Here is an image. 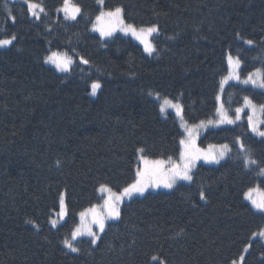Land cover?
<instances>
[{
  "label": "trees",
  "instance_id": "obj_1",
  "mask_svg": "<svg viewBox=\"0 0 264 264\" xmlns=\"http://www.w3.org/2000/svg\"><path fill=\"white\" fill-rule=\"evenodd\" d=\"M31 2L43 7L39 18L25 2L0 0V39L15 36L0 49V264H264V212L245 199L254 187L264 193V139L245 117L196 142L201 152L229 145L226 159L199 163L169 191L125 197L96 243L78 238L76 252L63 243L81 212H106L101 185L118 194L135 183L141 155L180 156L176 116L153 96L180 103L194 125L216 117L227 54L242 77L264 73V0H72L75 20L60 10L64 0ZM117 7L126 23L158 28L152 54L128 36L92 31L102 9ZM53 52L72 57L67 72L46 64ZM245 97L264 105V89L227 84V114ZM61 194L65 215L55 220Z\"/></svg>",
  "mask_w": 264,
  "mask_h": 264
},
{
  "label": "snow or ice",
  "instance_id": "obj_2",
  "mask_svg": "<svg viewBox=\"0 0 264 264\" xmlns=\"http://www.w3.org/2000/svg\"><path fill=\"white\" fill-rule=\"evenodd\" d=\"M25 3L27 4L28 11L36 18H39V13L44 11L43 7H41L39 4L32 3L31 0H25ZM36 9H39V12H37ZM62 10L65 13V18L72 20H75L77 14H79L81 11L78 6L71 4V0H64V6ZM105 16L109 18L111 27L108 30L101 28L100 32L102 36H111L113 31H115L116 27H119L121 31H124L126 33L130 32L133 36L139 39L141 43L144 44L146 52L151 54L154 51V47L152 46L151 42L147 39V37L151 36V34L158 31V28L156 26L140 28L139 30H137L134 25H125L122 18V9L119 7L107 13L101 12L100 15L97 16V21H100ZM12 19L14 21L15 17H12ZM14 40V35L10 39H0V47L11 45ZM246 43L251 44L252 41L249 40L246 41ZM47 60L48 62L55 64L56 68L60 71H68L70 65L73 63L72 57L68 56L67 54H64L63 57H60L58 54L53 53L52 56L47 57ZM228 61L230 66L233 63L238 66L240 63L238 57L234 61L231 55H229ZM83 62L88 63V61L86 60ZM255 75L259 77V80L253 79V74L250 73L248 78L245 79L243 83H252L260 88H264V73H262L260 69H257ZM236 79H239V76H236ZM91 87L92 94L95 95L96 90L100 87V84L97 82H93ZM244 99L246 106L250 107L254 113L256 110V106L252 104L251 100L248 97H245ZM164 104H171V102L166 99L164 101ZM171 106L177 108V110L179 111L180 106L178 104H172ZM164 110V105H161V111L163 112ZM260 110L262 113H264V105L260 106ZM220 111L222 119L219 121V123H235V120L229 118L226 112L223 111V105H221ZM242 111V108L236 109V120L240 119V113ZM201 124H203V122H201ZM248 125L254 132H257L258 135L264 137V131L258 130L257 125L253 120V116L251 115L248 117ZM192 137V131L188 130V138L182 139L180 141V144L183 146V150L180 153V160L182 161V163L173 164L170 169H165L163 167L165 163L163 160H150L146 156L141 155L139 157V160L143 163V168L137 169V179L135 183L128 185L122 190V192L118 194L114 193L112 189L107 187L106 185H101L100 191L107 192L109 194L107 199H105L104 201V208L106 209V212L98 213L95 210V207L87 209L85 212H81L80 217L82 224L72 232V240H75L79 236L88 235L93 238L91 242L93 244L96 243L98 236L97 233L92 230L91 225L95 224L98 226L101 232L104 231L105 220L119 218L121 211L119 205L123 202V199L125 197L131 198L136 193L143 194L149 187L163 186L165 188H172L173 185L177 182V180L190 181L192 179V176L190 175L191 169L195 166V161L201 158L200 150L196 148L195 141ZM241 147H243V145H241ZM139 151L143 152V149H140ZM227 151H229L228 145H223L222 150L219 152L218 155L204 154L203 158L205 160L218 163L219 159L222 158ZM251 163H255V161H251ZM261 171L264 172V169H262ZM252 191L253 190L250 189L249 194L246 195L251 200L253 206L256 209L260 210L261 212H264V196H262V198L259 200L252 199L250 195ZM200 198H205V194L203 191L200 192ZM65 208L66 206L64 201V195L61 194V217L65 215ZM88 213H91V221L88 224H84L83 221ZM52 223L55 226L56 221H52ZM260 235L264 236V231H262ZM63 243L65 247H67L71 251H78V249L73 245L71 240L65 239ZM153 259L155 260L157 259V257H153ZM161 264H165V262L162 261ZM233 264H235V262H233Z\"/></svg>",
  "mask_w": 264,
  "mask_h": 264
},
{
  "label": "rangeland",
  "instance_id": "obj_3",
  "mask_svg": "<svg viewBox=\"0 0 264 264\" xmlns=\"http://www.w3.org/2000/svg\"><path fill=\"white\" fill-rule=\"evenodd\" d=\"M10 1H21V2H25V0H10ZM35 4H36V3H35ZM71 4H73L72 0H71ZM100 5H102V2H100ZM63 6H64V5H63ZM63 6H62V8H60V10L62 11L63 15L65 16V13H64L63 10H62V9H63ZM36 11L39 12V9H36ZM111 11H113V10H111ZM101 12H105V13H107V12H109V10L102 9ZM101 12H100V13H101ZM40 13H41V12H40ZM40 13H39V14H40ZM100 13H99V15H100ZM30 14H31V13H30ZM79 14H80V13H79ZM79 14H77V16H78ZM31 15H32V14H31ZM99 15H98V16H99ZM32 16H33V15H32ZM77 16H76V18H77ZM33 17H34V16H33ZM122 18H123V15H122ZM70 20H72V19H70ZM123 21H124V18H123ZM124 24H125V25H128V23H126L125 21H124ZM131 25H132V24H131ZM110 27H111V24H110V21H109V18H108V17L105 16V17L102 18L100 21H97V17H96L95 20H94V23H93V25H92V31H93L94 33H96L97 35H99L101 38H105V39H106V38H109V37H111V36H113V35H115V34H122V35L128 36V37L132 38L134 41H136L139 45H141L142 48H143L144 51H145V46H144L143 43H141V41H140L139 39H137L135 36H133L130 32H127V33H126V32H124V31H121L119 27H116L115 31H113V33H112L111 36H102V35H101V32H100V29L103 28V29H105V30H108ZM136 28H137V27H136ZM139 29H140V28H137V30H139ZM153 34H154V33H153ZM153 34H151V36L147 37V39L151 42L152 46L154 47V51H155V46H154V43H153V40H152V35H153ZM8 46H9V45H8ZM8 46L0 47V49L6 48V47H8ZM154 51H153V52H154ZM145 52H146V51H145ZM153 52H152V53H153ZM53 53L58 54L60 57H63V55L66 54V53H64V52H53ZM53 53L49 54L47 57L52 56ZM146 53L149 54L148 52H146ZM152 53H151V54H152ZM67 55H68V54H67ZM229 55H231V54H227V56H226V59H227V66H228V73H227V74L221 79L220 91H219V93H218V95H217V105H218V106H217V112H216L217 114H216V117H215L214 119H209V120H206V121H202L203 124H201V122H199V123H197V124L191 125V124H189V123H187V122L185 121V119H184V117H183V114H182V106H181L180 103H178V102H174V101H171V100L168 99V98H159V97L153 96V98L159 102L160 111H161V105H164V109H165V110H164L163 112L161 111V113H162L164 116H165L168 112H172V113L176 116V119H177V121H178L179 127H180V129H181V131H182V133H183V137H182V139H187V138H188V130H191V131H192V133H193V137H192V138H193L194 141H195V146H196V142H197V140H198L201 136H203V135L205 134L206 131H208V130H210V129H215V128H218V127H221V126H224V125H233V124H235L236 122L243 121V119H245V118H246L245 121L247 122V125H248V117H249L250 115L253 116V120H254V122L256 123L258 130H259V131H264V130L262 129V126H261V125H262V112H261V110H260V106L256 105V104L253 103L252 101H251L252 104H254V105L256 106V110H255V112L253 113V110H252L250 107L246 106V104H245V100H244L243 105H242L241 107H239V108H242V109H243V111L240 113V119H239V120H236V113H235L234 116H230V115L227 114V112H226V110H225V108H224L223 101H222V94H223V91H224L225 87L227 86V84H229V83H231V82L239 83V84H242V85L253 86V87L258 88V89H264V88H260V87H258V86H256V85H254V84H252V83H247V84L243 83V81H244L245 79L248 78L249 74H248L246 77H242V76H241V74H240L241 62H240V60H239L240 63H239L238 66H236L235 63H233V64L230 66V65H229V61H228V57H229ZM68 56H69V55H68ZM231 56L233 57V60L235 61V59H236L237 57H235V56H233V55H231ZM47 57H46V59H45V62H46L47 65L51 66L52 68H54V69L57 70L58 72H61V73L67 72V71H60L59 69H57L56 66H55V64H53V63H51V62H48ZM72 60H73V59H72ZM70 66H71V65H70ZM256 70H257V69H256ZM256 70L253 71L251 74H253V79H257V80H259V77H257V76L255 75ZM260 70H261V69H260ZM261 72H262V71H261ZM236 76H239V79H236ZM218 97H219V99H218ZM166 99H167L168 101H170L171 104H167V105H165V104H164V101H165ZM172 104H178V105L180 106L179 111L177 110V108L172 107V106H171ZM221 105H223V111L226 112V114H227V116H228L229 118L235 120V123H232V124H229V123H219V121L222 119V115H221V111H220V109H221ZM244 117H245V118H244ZM248 129H249V131H250L253 135H255V136L259 137V138H263V139H264V137H261L260 135H258L257 132H254V131L249 127V125H248ZM182 139H181V140H182ZM225 145H227V144H225ZM222 146H223V145H220V146H211L209 150H206V151H204V152H201V151H200V156H201V158H200V159H197V160L195 161V166L192 167L191 172H190V175L192 176V174H193V172H194L196 166H197L199 163H205V164H210V165H217L218 163H220L221 161H223L224 159H226V157L228 156V154H229V152H230V149H231L229 145H228L229 151H227V152L225 153V155H224L222 158L219 159V162H218V163H217V162H213V161H209V160H205V159L203 158L204 154L218 155L219 152L222 150ZM196 148H197V147H196ZM182 150H183V146L181 145V151H182ZM169 160H172V161H169ZM169 160L164 161L165 163H164L163 167H164L165 169H170V168L172 167L173 164H180V163H182V161L180 160V156L178 157L177 160H174V159H169ZM142 168H143V164H141V168H140V169H142ZM190 181H191V180H190ZM190 181H188V180H177V182L173 185V187H175L176 185H178V184H180V183H189ZM173 187H172V188H173ZM153 188H156V187H153ZM172 188H165V187H163V186H160L159 189H157V190H165V191H169V190H171ZM251 189L253 190V191L250 193L252 199L259 200V199L262 198V196H264V193H263L262 191H260L259 188L254 187V188H251ZM249 190H250V189H249ZM249 190L246 192V194H249ZM246 194H245V199H246V200L252 205L253 209H254L255 211L261 212L260 210L256 209V208L253 206L251 200L248 198V196H247ZM89 209H90V208H89ZM98 209H99V210H104V208H103L101 205L98 207ZM85 211H86V210H85ZM85 211H83V212H85ZM103 213H104V212H103ZM54 217H55V220H56V219H59V217H60V211L56 212V213L54 214ZM78 218H80V221H79V223L77 224L76 228H77L78 226H81V224H82L81 217L78 216ZM90 221H91V220H88L87 222H83V223H84V224H88ZM112 221H113V219H107V220H105V227H106V225H107L108 223H110V222H112ZM56 225H57V224L55 223V226H56ZM91 227H92V230H93L94 232L97 233V236H98V238H99V236L102 234L103 231L101 232V231L99 230L98 226L95 225V224L91 225ZM263 231H264V230H263ZM259 233H260V232H259ZM259 233L256 234L255 237H258V238L262 239V238L260 237ZM81 237H88V238L93 239L91 236L83 235V236H79V237H77L75 240H77L78 238H81ZM75 240H72V235H71V241L74 242ZM96 241H97V240H96ZM262 241L264 242V239H262ZM235 264H240V262H239V261H238V262H235Z\"/></svg>",
  "mask_w": 264,
  "mask_h": 264
}]
</instances>
